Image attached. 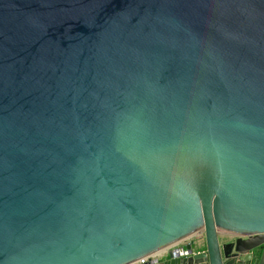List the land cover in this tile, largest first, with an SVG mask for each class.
I'll return each instance as SVG.
<instances>
[{
	"label": "water",
	"instance_id": "obj_1",
	"mask_svg": "<svg viewBox=\"0 0 264 264\" xmlns=\"http://www.w3.org/2000/svg\"><path fill=\"white\" fill-rule=\"evenodd\" d=\"M264 264V0H0V264Z\"/></svg>",
	"mask_w": 264,
	"mask_h": 264
},
{
	"label": "built area",
	"instance_id": "obj_2",
	"mask_svg": "<svg viewBox=\"0 0 264 264\" xmlns=\"http://www.w3.org/2000/svg\"><path fill=\"white\" fill-rule=\"evenodd\" d=\"M203 238H204L203 232L196 233L194 236L189 237V239L184 240L183 242L176 245L172 249L166 250V251H164L160 254L154 255L152 257L143 259V260L137 262L136 264H146V263H149V261H151V260H162V259L166 258L167 256H169V254L171 252H174L177 248H180L182 245L188 244L191 240L194 241V243L196 245L203 246V242H204Z\"/></svg>",
	"mask_w": 264,
	"mask_h": 264
}]
</instances>
